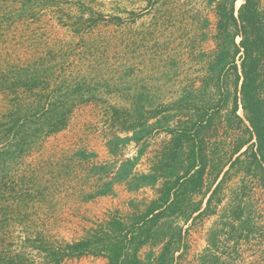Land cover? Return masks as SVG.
I'll list each match as a JSON object with an SVG mask.
<instances>
[{
    "label": "rangeland",
    "instance_id": "obj_1",
    "mask_svg": "<svg viewBox=\"0 0 264 264\" xmlns=\"http://www.w3.org/2000/svg\"><path fill=\"white\" fill-rule=\"evenodd\" d=\"M242 2L237 1V9ZM215 33L212 0H0L3 253L27 250V236L36 233L51 245L81 239L116 210L127 214L133 203L146 205L163 182L144 175L153 172L156 155L171 138L166 127L194 114V105L215 113L206 144L214 160L226 158L237 139H250L244 126L224 127L231 99L217 114L212 109L218 96L210 89L208 105L197 97L217 48ZM34 79L48 84L42 98L37 89L25 90ZM76 86L81 88L77 94L72 91ZM60 87L64 95L69 89L76 104L67 112L66 126L46 134L49 127L35 128L33 114L40 104L41 110L44 103L63 99ZM79 93L91 98L82 101ZM181 96L185 101L168 118L152 117L155 107ZM19 104L28 117L19 133L31 136L17 147L11 137L15 129H6ZM114 107L125 113L124 126L112 123ZM238 113L244 116L242 107ZM228 177L214 212L195 219L198 212L167 218L183 226L185 247L173 264H264V187L237 167ZM209 194H197L188 204L203 200V210ZM237 204L243 207L240 220L232 208ZM161 249L162 243L143 245L140 264H156ZM42 257L34 251L30 261ZM61 264H107V259L88 254Z\"/></svg>",
    "mask_w": 264,
    "mask_h": 264
},
{
    "label": "trees",
    "instance_id": "obj_2",
    "mask_svg": "<svg viewBox=\"0 0 264 264\" xmlns=\"http://www.w3.org/2000/svg\"><path fill=\"white\" fill-rule=\"evenodd\" d=\"M212 1H215L214 39L217 48L209 62L205 77L201 79L200 87L196 89L197 97L201 96V103L208 105L205 97L206 90L210 89L212 95L218 96L216 103L218 106L212 109L217 114L223 106H229L231 99L230 110L225 113L224 127L228 131L230 128L235 129V126L239 128L244 126L251 134L250 139L245 141L237 139L231 150L225 151L226 158L214 160L206 144L209 139L207 131L214 124L215 113L209 112L210 107L199 109L194 105L196 110L194 114L184 120L179 117L175 123L166 127L171 138L162 152L156 155L157 160L151 166L153 172L144 175L145 179L149 178L152 181L157 178L163 179L155 198L143 207L133 203L131 211L127 214L116 210L98 225L90 228L84 237L75 241H58L51 245L53 242L45 240L41 233L28 235L27 241L31 244L25 246L27 250L23 249L13 254H6L0 250V264H61L65 259L88 254L106 258L107 264H140L138 252L149 242L162 243L156 264H173L176 257L183 254L182 250L185 247L181 244L183 226H173L171 222L166 221L167 218L186 216L187 212L191 216L198 212L195 219L214 212L212 205L221 203L222 199L218 195L236 167L238 172L253 176L264 187V0H243L238 9L236 8L238 0ZM40 82L42 81L39 79L27 82L25 90L37 89L38 98H42L43 95L39 94L43 92L42 87L47 88L48 84L41 86ZM80 89L76 86L72 91L77 94ZM58 92L60 98L63 94V99L58 98L50 101L51 103H44L41 110L40 104L33 114L37 116L35 128L49 127L46 134L62 130L67 124V112L69 113L76 104L74 99H69L71 96L69 89L66 95L63 87H60ZM200 92H204V95ZM78 96L82 97V101L91 98L90 95L84 97L82 93ZM182 98L183 96L173 104L155 107L152 117L163 114L164 118H168V112L180 109L178 105L185 101ZM186 105L188 107L189 103ZM241 107L244 116L238 113ZM45 110L52 114L47 115ZM21 111L22 107L19 104L6 129L8 132L15 129L16 132L11 137L17 141L15 144L17 147L31 136L26 132L19 133L23 132L28 122L27 115L23 117ZM124 118L125 113L114 107L112 123L120 122L124 126ZM7 137H10V134ZM253 137L256 140L241 151ZM227 165L228 169L225 170ZM207 183L209 186L204 190ZM208 193L210 194L207 205L203 210H201L203 200L196 204H188L193 196ZM241 206L237 204L232 207L236 213L235 220L242 218L239 209L243 208ZM262 236L264 237V231ZM34 251L43 254L42 261L37 262L34 259L30 261ZM177 252H180L178 256L175 255Z\"/></svg>",
    "mask_w": 264,
    "mask_h": 264
}]
</instances>
